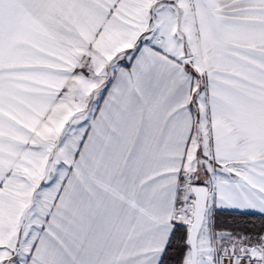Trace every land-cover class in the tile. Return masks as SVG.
Listing matches in <instances>:
<instances>
[{"label":"snow or ice","instance_id":"snow-or-ice-1","mask_svg":"<svg viewBox=\"0 0 264 264\" xmlns=\"http://www.w3.org/2000/svg\"><path fill=\"white\" fill-rule=\"evenodd\" d=\"M0 264H264V0H0Z\"/></svg>","mask_w":264,"mask_h":264}]
</instances>
